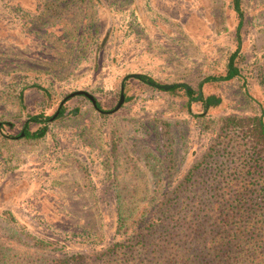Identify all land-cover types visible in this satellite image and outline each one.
Here are the masks:
<instances>
[{
    "label": "rangeland",
    "instance_id": "1",
    "mask_svg": "<svg viewBox=\"0 0 264 264\" xmlns=\"http://www.w3.org/2000/svg\"><path fill=\"white\" fill-rule=\"evenodd\" d=\"M241 9L242 18L233 0H0V264L101 253L122 241L119 204L138 223L169 196L206 194L194 183L244 180L250 119L264 121V0H242ZM240 21L242 77L204 82L226 74ZM135 74L185 84L192 100L184 87L130 78L124 104L110 113ZM199 89L219 103L205 109ZM76 91L105 114L74 97L44 138L20 136L32 116L55 115ZM231 117L245 121L228 126ZM43 240L48 246H38Z\"/></svg>",
    "mask_w": 264,
    "mask_h": 264
},
{
    "label": "trees",
    "instance_id": "2",
    "mask_svg": "<svg viewBox=\"0 0 264 264\" xmlns=\"http://www.w3.org/2000/svg\"><path fill=\"white\" fill-rule=\"evenodd\" d=\"M241 5L242 0H233V9L240 18L243 17ZM239 25L237 30L239 44L228 59L226 74L209 77L204 82H228L242 77L237 62L240 54L242 21ZM140 80L145 84L155 83L145 74L140 75ZM37 88L46 96H50L47 89L40 86ZM176 89L179 87L173 88ZM192 95L191 91L187 97ZM218 103L219 101L212 97L208 101L211 106ZM95 109L105 114L98 101ZM64 113L65 109H61L55 120L61 118ZM52 119L54 115L32 116L29 121L40 127L35 132H25V136L34 140L44 138L48 134ZM244 121L245 119L233 117L226 120L228 126L235 128L241 127ZM250 121L251 128L246 135L248 141L244 145L248 148L244 149L246 151L244 153L248 158L251 157L252 164L242 168L241 174L244 175L242 182L228 178L222 186L215 181L210 184L205 181L194 183L190 187L203 191L206 196L194 195L186 199L180 195L174 198L165 197L166 203L158 207L155 213H149L147 217L144 215L138 223L132 221L134 214L125 211L119 204L116 235L122 238V241L114 243L101 253L64 254L53 259L50 264H264V121L263 116ZM206 173H209L208 169L200 170L196 177H203ZM249 174L261 177L256 183L249 184L247 182ZM189 176L186 179L188 182L195 176V172L192 171ZM198 179L196 178V181ZM184 185L185 183L180 187ZM234 188L235 193L229 197L226 191ZM216 190H222L223 193L220 195L212 193ZM211 193L213 195H208ZM175 200L176 204L173 202ZM190 206L192 208L188 211L187 208ZM178 208L179 212L173 214L175 218L167 217V213ZM132 241L137 243V249L128 246ZM37 244L48 246L46 240Z\"/></svg>",
    "mask_w": 264,
    "mask_h": 264
},
{
    "label": "water",
    "instance_id": "3",
    "mask_svg": "<svg viewBox=\"0 0 264 264\" xmlns=\"http://www.w3.org/2000/svg\"><path fill=\"white\" fill-rule=\"evenodd\" d=\"M129 78H134V79H140V75L139 74H135V75H129L127 77H125L124 81H126L127 79ZM152 86L158 88V89H163V90H166V91H169L171 90L173 87L175 86H179V87H186L187 90L189 91L190 88L185 85V84H170V85H159V84H156V83H153L151 84ZM124 89H125V85L124 83H122L121 85V94H120V100H119V103L118 105L116 106V108L114 110H112L110 113H115L117 112L118 110L121 109L122 105L124 104L125 102V93H124ZM78 96H82V97H86L87 99H89L92 104L94 105V107H96V104H97V100L94 96H92L91 94H89L88 92L86 91H76L74 93H71L69 96H67L61 103L60 105V108L65 104V102H67L68 100L74 98V97H78ZM60 111V109L58 110V112ZM58 115V113L54 116V118Z\"/></svg>",
    "mask_w": 264,
    "mask_h": 264
},
{
    "label": "flooded vegetation",
    "instance_id": "4",
    "mask_svg": "<svg viewBox=\"0 0 264 264\" xmlns=\"http://www.w3.org/2000/svg\"><path fill=\"white\" fill-rule=\"evenodd\" d=\"M140 75V74H139ZM130 79V78H129ZM137 80H140V79H137ZM141 81V80H140ZM141 82H143V81H141ZM124 83V85H125V81L123 82ZM144 83V82H143ZM148 85H151V84H148ZM203 86V83H201V87ZM179 87V86H178ZM182 87H184V86H182ZM174 88V87H173ZM172 88V89H173ZM185 89H186V92H187V95L189 94V92H191L192 91V93H193V89L192 88H190V90L188 91L187 90V88L186 87H184ZM124 93H125V89H124ZM216 98L215 96H210V97H204V95H203V92H202V89H199V96H198V98L196 99L197 101H199V102H201L202 104H203V106L205 107V109H208L210 106H211V104H208V101L210 100V98ZM189 99L190 100H192V97H189ZM217 99V98H216ZM69 101V100H68ZM67 101V102H68ZM193 101H195V100H193ZM67 102H65V104L67 103ZM62 103V102H61ZM65 104L60 108V106H59V108H58V110L60 109H65ZM61 105V104H60ZM215 106V105H214ZM58 110H57V112L55 113V115L58 113V115H59V113H60V111L58 112ZM101 113V112H100ZM54 115V116H55ZM30 120V119H29ZM27 121V123L25 124V127H24V129H23V133H21V137H24L25 136V132H27V129H28V124H30V123H32V122H30V121ZM53 120H55V118L54 119H52V121ZM3 127L4 125H0V127ZM2 127H1V132H2V134H4L3 133V131H2Z\"/></svg>",
    "mask_w": 264,
    "mask_h": 264
}]
</instances>
